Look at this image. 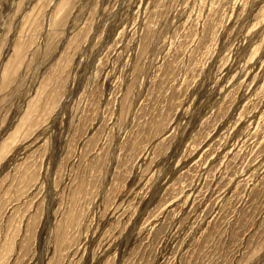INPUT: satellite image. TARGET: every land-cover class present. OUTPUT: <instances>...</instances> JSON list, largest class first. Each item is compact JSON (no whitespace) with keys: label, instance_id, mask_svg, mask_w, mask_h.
Here are the masks:
<instances>
[{"label":"rangeland","instance_id":"1","mask_svg":"<svg viewBox=\"0 0 264 264\" xmlns=\"http://www.w3.org/2000/svg\"><path fill=\"white\" fill-rule=\"evenodd\" d=\"M0 264H264V0H0Z\"/></svg>","mask_w":264,"mask_h":264}]
</instances>
